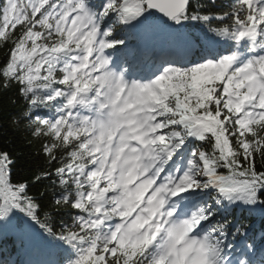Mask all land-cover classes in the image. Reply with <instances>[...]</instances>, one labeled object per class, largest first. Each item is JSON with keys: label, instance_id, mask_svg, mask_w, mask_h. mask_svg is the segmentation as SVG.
<instances>
[{"label": "trees", "instance_id": "obj_1", "mask_svg": "<svg viewBox=\"0 0 264 264\" xmlns=\"http://www.w3.org/2000/svg\"><path fill=\"white\" fill-rule=\"evenodd\" d=\"M108 1L80 3L99 19L107 17L103 5ZM188 1L167 43L185 65L173 67L158 84L163 96L159 112L172 124L159 139V162L163 170L175 171L190 153H198L206 175L223 180L236 203L235 209L204 213L213 217L209 231L216 232L211 236L216 256L227 257L229 264H264V120L244 129L219 92L222 84L232 85L229 77L241 66V31L255 24L258 43H263L262 1ZM52 2L24 0L20 19L4 26L0 0V217L43 244L44 252L32 259L39 264H154L150 249L155 240L129 246L107 233L105 220L117 217L112 185L91 168L99 158L90 148L92 132L66 113L73 108L69 99L93 84L71 65L82 44L53 16ZM119 6L135 29L157 32L165 26L144 0H119ZM118 29L123 31L112 23L106 39L113 40ZM27 43L40 53L31 75L19 72L14 62L17 49ZM234 56L226 74L204 63L209 58L225 64ZM194 127L197 133L189 139ZM209 198L210 204L218 202ZM1 224L0 264H18L23 246L3 238Z\"/></svg>", "mask_w": 264, "mask_h": 264}, {"label": "rangeland", "instance_id": "obj_2", "mask_svg": "<svg viewBox=\"0 0 264 264\" xmlns=\"http://www.w3.org/2000/svg\"><path fill=\"white\" fill-rule=\"evenodd\" d=\"M117 3L118 0H112L108 6L112 15L109 19L108 17L103 19L105 24L101 29L96 28L94 22L89 20L91 13L78 17L80 15L71 14L74 9L72 6L65 8L64 14H61V9L58 12L63 27L84 36V39L91 43L84 53L87 55L89 48L93 49L98 45L95 49L97 50L96 57L102 60L101 66L95 64V71H100L96 79L98 87L100 86L98 92L102 95H99L95 101H88L86 94L81 95L79 103L83 104L82 114L79 115L74 111L69 116L73 120L78 118L82 120L88 115L85 110L93 107L91 116L94 118L91 123L96 128V135L101 139L93 147L95 150L101 149V155H104L102 148L108 145L109 152L105 160L113 163L118 174L127 177V181L123 179L122 182V187L127 188V194L124 199L119 200L118 205L121 206V201H125L128 208H133L134 202L131 197L140 198L143 199L150 212L148 214L142 210L141 213L139 208H133V215L125 223L113 222L111 224V232L120 239L128 241L146 237L158 238L159 245L155 248L154 254L158 263L215 264L211 260L209 233L204 227L206 224L204 219L197 214L193 202L198 197L199 200H202L203 196L205 198V188L214 187V182L207 178L198 154L190 156V159L181 167V172L174 176L157 177V170L153 167V157L147 147L156 133L170 127V123L165 126L164 121L157 120L152 113L154 104L159 102L156 97L157 85L152 87L151 84L143 81L132 84L129 81L132 75L126 74L121 65L109 60L105 52L102 38L104 31L110 27V22H116L120 15L127 13L124 9L117 7ZM2 19L4 26L19 20V8L15 0H6ZM88 28L91 29L90 32ZM246 37L248 40L252 39L250 33ZM29 39L33 38L29 37ZM131 48L130 46L128 52L124 48L117 49L115 53L118 58L129 60L130 56L127 54L135 51H131ZM39 55L40 53L31 49L27 43L17 49L14 57L20 69L28 70L29 65L33 66V69L38 66L36 58ZM81 57L76 56L75 59ZM82 58L89 60V56ZM44 61L45 55L41 54V64ZM110 69L111 73L108 72ZM105 70L106 74L102 72ZM136 71L134 69L135 74ZM84 72L85 70H82L83 75ZM262 74H264V69ZM163 75L165 72L161 71L156 78ZM259 76H256L255 70L250 65H246L232 85L224 83L219 88L220 94L226 97L234 93L231 101L225 98V107L237 117L240 124L250 121L252 116L255 118L264 116L262 111L264 105L261 103V97H263L261 96V84L263 86L264 78L260 81ZM241 87L243 90L239 93ZM88 121H90L89 118ZM103 164L102 161L98 165H102L105 171Z\"/></svg>", "mask_w": 264, "mask_h": 264}, {"label": "water", "instance_id": "obj_3", "mask_svg": "<svg viewBox=\"0 0 264 264\" xmlns=\"http://www.w3.org/2000/svg\"><path fill=\"white\" fill-rule=\"evenodd\" d=\"M187 0H146L147 7L160 18L173 20L186 8Z\"/></svg>", "mask_w": 264, "mask_h": 264}, {"label": "bare ground", "instance_id": "obj_4", "mask_svg": "<svg viewBox=\"0 0 264 264\" xmlns=\"http://www.w3.org/2000/svg\"><path fill=\"white\" fill-rule=\"evenodd\" d=\"M129 39H132V35H131V37L129 38ZM148 49V46L147 45H145L141 50H139V49H137V51H146ZM99 60H101V59H99ZM102 61V60H101ZM108 72L109 73H111L112 72V70L110 69V70H108Z\"/></svg>", "mask_w": 264, "mask_h": 264}]
</instances>
